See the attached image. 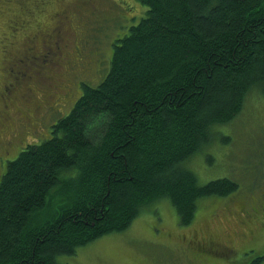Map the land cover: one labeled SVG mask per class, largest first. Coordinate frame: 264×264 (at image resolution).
I'll list each match as a JSON object with an SVG mask.
<instances>
[{
    "label": "trees",
    "instance_id": "trees-1",
    "mask_svg": "<svg viewBox=\"0 0 264 264\" xmlns=\"http://www.w3.org/2000/svg\"><path fill=\"white\" fill-rule=\"evenodd\" d=\"M139 1L146 14L114 40L102 81L82 82L50 137L21 143L0 174V264H67L58 257L127 229L159 199L188 225L201 199L238 189L229 177L200 183L186 162L251 90L264 95V0Z\"/></svg>",
    "mask_w": 264,
    "mask_h": 264
},
{
    "label": "rangeland",
    "instance_id": "rangeland-1",
    "mask_svg": "<svg viewBox=\"0 0 264 264\" xmlns=\"http://www.w3.org/2000/svg\"><path fill=\"white\" fill-rule=\"evenodd\" d=\"M53 1L19 0V27L11 29L8 24L17 11L16 1L0 0V113L6 102L24 113L31 103L48 101L40 116L28 113L27 123L14 122L7 133L0 132V174L7 161L17 157L21 143L50 137L51 125L67 115L81 96L82 82L96 86L102 81L114 40L148 9L139 0L118 2L119 7L113 0H67L61 5ZM213 131L211 142L186 166L202 184L220 177L237 181L235 192L201 199L188 225L180 223L169 199H159L127 229L106 234L58 260L67 264H264V95L260 89L251 90L235 119L214 125ZM7 139L11 143L5 148ZM212 237L218 246L211 249L205 241Z\"/></svg>",
    "mask_w": 264,
    "mask_h": 264
},
{
    "label": "flooded vegetation",
    "instance_id": "flooded-vegetation-1",
    "mask_svg": "<svg viewBox=\"0 0 264 264\" xmlns=\"http://www.w3.org/2000/svg\"><path fill=\"white\" fill-rule=\"evenodd\" d=\"M15 19V18H14ZM16 21V20H14ZM47 102H44V104H41L40 102H36V103H31V107L29 109L28 112H24L22 113L21 110H16L12 105L11 103H8L6 102L5 105H4V110L2 109L1 110V113L0 115L2 116V122H0V132H4L7 133L10 127V125L14 122H19V123H27L28 122V113H32L33 115H36V116H40L42 113H43V109L44 107L47 106ZM45 105V106H44ZM3 142V139L0 140ZM11 143V140L10 139H7L5 141V148H7V146ZM217 241V240H216ZM206 242V245L210 246V247H214L215 245H218L217 242H215V238L212 237V239L208 240V241H205Z\"/></svg>",
    "mask_w": 264,
    "mask_h": 264
}]
</instances>
